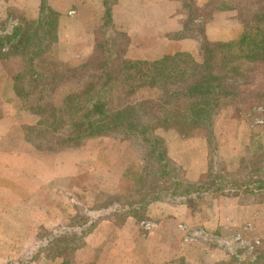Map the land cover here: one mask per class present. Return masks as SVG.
Segmentation results:
<instances>
[{"label":"rangeland","instance_id":"rangeland-1","mask_svg":"<svg viewBox=\"0 0 264 264\" xmlns=\"http://www.w3.org/2000/svg\"><path fill=\"white\" fill-rule=\"evenodd\" d=\"M260 8L264 0H0V188L23 212L16 257L0 254V264H264V65L243 63L206 127L189 132L159 126L155 94L117 72L180 52L201 62L198 29L235 39L243 14ZM22 30L29 37L14 48ZM70 94L75 111L62 110ZM118 109L116 126L105 115ZM79 119L113 128L73 131ZM206 180L222 192L169 200L176 181ZM70 227L75 249L53 250Z\"/></svg>","mask_w":264,"mask_h":264},{"label":"trees","instance_id":"trees-1","mask_svg":"<svg viewBox=\"0 0 264 264\" xmlns=\"http://www.w3.org/2000/svg\"><path fill=\"white\" fill-rule=\"evenodd\" d=\"M106 15H110L108 8H106ZM243 15L244 17L240 18L239 33L235 39L209 41L203 30L198 29L201 35L199 42L201 62H196L187 52H180L176 55H164L151 62L125 61L118 69L117 72L124 74L123 83H134L137 88H148L155 94L154 100L159 113L156 122L161 124L159 126L164 124L180 132L205 128L206 122L214 114L216 106H213L216 104L219 93L229 94L231 92L229 87L236 83L238 78L245 76L244 70L241 69L243 68L242 64L253 62L264 65V8L250 10ZM50 30L51 24L46 26L43 33L36 30V42H41L45 32L48 33ZM28 34L27 30H22L18 34L14 48L21 41L27 40ZM74 98L75 96L70 94L69 103L62 105L61 109L75 111ZM101 105L98 102L94 103L92 108L81 114V119L91 115L95 109L97 111ZM99 112L102 113L103 111L100 110ZM107 114L105 115L108 118L107 121L118 126L116 120H119L122 111L118 109ZM159 116H163V119H160ZM50 117H54V112L50 114ZM81 119L70 123L73 131L88 134V132L93 131V127L97 131H101L99 127L113 128V125L109 123L103 122L98 127L91 123L85 124ZM222 190V183H215L213 180L186 186H182L179 181H176L174 187L167 192H169L168 196L171 203L186 204L204 192H222ZM176 195H179L180 199H173L172 196ZM191 195L194 196L190 197ZM160 196L158 194L147 199V203L160 199ZM130 213L137 217L140 214L135 210L130 211ZM72 229L73 227H70V234L62 238V242L56 241L53 250L59 249L60 251L61 248H68L72 251L75 249V245L70 248L67 244ZM82 234L77 231L79 241ZM51 235L64 236L55 235V232H51ZM51 240L49 238L45 242L49 243Z\"/></svg>","mask_w":264,"mask_h":264},{"label":"crops","instance_id":"crops-1","mask_svg":"<svg viewBox=\"0 0 264 264\" xmlns=\"http://www.w3.org/2000/svg\"><path fill=\"white\" fill-rule=\"evenodd\" d=\"M21 213L23 212L20 209H17V199L11 198L10 193H2L0 188V254H3L4 256L7 254L6 257L8 259L16 257L15 251L11 249L9 245L16 242V239L18 238L17 216ZM32 230V227H27L25 220L24 234H26L27 231H30L31 233Z\"/></svg>","mask_w":264,"mask_h":264}]
</instances>
